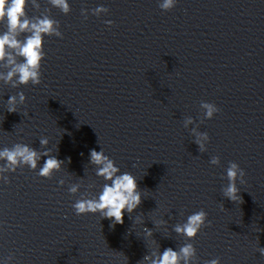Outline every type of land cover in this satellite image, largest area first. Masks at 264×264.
<instances>
[{
	"label": "water",
	"instance_id": "1",
	"mask_svg": "<svg viewBox=\"0 0 264 264\" xmlns=\"http://www.w3.org/2000/svg\"><path fill=\"white\" fill-rule=\"evenodd\" d=\"M37 3L39 9L29 0L28 17L56 20L62 37L44 36L39 85L13 88L0 81V150L23 143L43 152L39 139L47 137V148L65 162L51 178L37 174L47 157L36 170L24 166L5 173L9 182L0 181V264H139L144 255L178 250L185 243L196 249L192 264L216 258L220 264H264L257 250L264 244H258L233 208L101 70L48 2ZM4 31L6 21L0 24V34ZM7 71L6 61L0 63V72ZM19 92L26 102L17 112H7L6 101ZM91 149H103L120 173L137 179L142 203L124 213L123 224L110 227L111 221L98 213L77 215L72 207L81 194L98 197L106 182L89 163ZM74 183L81 188L71 194ZM201 209L207 221L194 239L175 233L177 223Z\"/></svg>",
	"mask_w": 264,
	"mask_h": 264
},
{
	"label": "clouds",
	"instance_id": "2",
	"mask_svg": "<svg viewBox=\"0 0 264 264\" xmlns=\"http://www.w3.org/2000/svg\"><path fill=\"white\" fill-rule=\"evenodd\" d=\"M29 0H0V24L6 21V31L0 34V63L6 61L8 71L0 72V81L10 84L13 88L20 85H39L41 83V65L45 58L43 50L44 36L62 37V33L57 28V21L49 16L29 18L26 12ZM49 3L60 9L64 14L71 11L68 0H49ZM31 5L35 9H39L40 5L37 0H31ZM176 5V0H163L159 7L164 11H169ZM82 15L87 18V9H82ZM106 7L100 6L92 10V14L99 16L107 13ZM109 25L112 21H107ZM21 34H27L24 39L19 37ZM9 49L14 50L9 52ZM22 58L17 61L16 57ZM26 102V96L23 92L11 95L7 103V112H17V106ZM201 108L205 110L206 119H212L219 108L208 102H201ZM191 123V118L186 120ZM209 140L207 133H198L196 143L199 145L201 152H204L205 142ZM41 147L45 148L43 152L30 147L27 144L16 143L11 148L5 147L0 150V181L8 183V177L5 173L15 172L18 167L27 166L32 170L38 168V164L42 157H47L44 163L39 167L38 175L44 178H51L55 172H59L64 164V160H60L56 155L52 154V150L47 148L49 140L47 137L39 139ZM58 151V149H57ZM70 163V157L67 158ZM89 163L95 166L96 175L102 177L106 182L102 187V191L98 197L91 193L81 194V198L77 200L72 207L77 215L99 214L101 218H107L111 221L110 227L116 224L124 223V213L131 214L141 203V192L137 183V179L131 173H120V169L116 166L115 161L106 155L101 149L90 150ZM209 163L211 165H219L220 158L213 156ZM135 166V165H133ZM228 184L222 188L223 196L233 202L241 200L237 181L244 183L245 172L236 162H229L226 169ZM63 185L65 181H58ZM89 188L94 187L93 184L88 185ZM81 188L80 183L71 184L68 188L69 193L76 194ZM207 221V213L201 209L192 213L187 217L186 222L177 223L174 226L175 233L185 236L189 240L194 239ZM159 224H165L166 221L161 220ZM210 223V222H208ZM147 237H152L153 233L150 229H145ZM258 244H259V238ZM257 250L264 255V247H258ZM196 258V249L192 243H185L178 250L168 247L163 252L154 251L150 255H144L139 264H192ZM9 260L11 257L8 258ZM7 264V261H5ZM205 264H220L219 258L205 262Z\"/></svg>",
	"mask_w": 264,
	"mask_h": 264
}]
</instances>
